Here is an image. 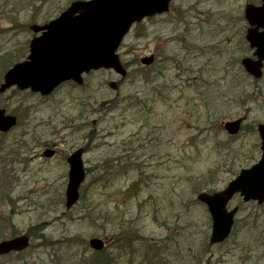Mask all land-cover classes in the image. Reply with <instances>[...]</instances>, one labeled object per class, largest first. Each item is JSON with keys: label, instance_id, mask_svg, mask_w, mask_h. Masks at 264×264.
<instances>
[{"label": "rangeland", "instance_id": "rangeland-1", "mask_svg": "<svg viewBox=\"0 0 264 264\" xmlns=\"http://www.w3.org/2000/svg\"><path fill=\"white\" fill-rule=\"evenodd\" d=\"M73 1L37 0L23 6L25 1L0 0V56L25 51L33 38V15L43 23L46 15L61 14ZM249 1L259 2L175 0L168 14L144 21L146 36H141L142 26L133 27L119 53L129 64L138 62L131 64L132 76L117 90L109 82L121 76L104 69L86 75L84 85L62 84L47 97L30 90L0 94V107L17 112L22 122L5 136L0 134V151L14 144L21 152L17 158L0 154V239L32 225L39 232L45 223L47 236L56 240L54 246H45L32 236V248L22 255L0 256V263H51L53 253L67 248L59 245L69 237L76 238L74 252H90L89 239L96 235L116 248L115 240L122 235L161 244L169 235L180 234L185 252L192 244L197 256L203 253L212 222L197 195L222 189L261 157L256 127L264 122V76L249 78L236 65L244 48L252 55L243 43V12ZM152 52L157 63L145 81L137 74L146 69L139 59ZM198 89L219 97L210 112ZM137 94L144 97L143 108L125 112L127 101ZM240 117H245L247 131L231 140L219 123ZM81 146L90 170L83 188L86 200L66 210L67 157ZM48 147L57 154L45 157L42 152ZM117 157L123 162L115 161ZM106 161L110 169L119 167L124 173L111 182L101 180L104 171L99 170ZM139 179L140 185L133 186ZM203 180L211 184L195 192L194 186ZM98 203L114 213L97 227L83 209ZM236 204L241 210L233 235L205 252L203 264H264V204L244 202L239 195L230 207ZM134 245L143 251L141 241ZM170 245L178 246L174 239Z\"/></svg>", "mask_w": 264, "mask_h": 264}, {"label": "water", "instance_id": "water-1", "mask_svg": "<svg viewBox=\"0 0 264 264\" xmlns=\"http://www.w3.org/2000/svg\"><path fill=\"white\" fill-rule=\"evenodd\" d=\"M172 0H75L64 12L54 20L43 25L34 23L31 27L36 33L31 43L30 54L26 60L17 62L4 75L0 91L17 84L20 89L31 87L43 95L52 93L59 84L74 80L82 84L83 73L100 68H114L122 75L127 70L117 53L123 38L131 26L140 22L145 16L168 11ZM247 19L251 27L248 29V40L251 47H256L257 60L244 58L243 64L256 77L262 75L264 61V0L262 5L248 4ZM260 28L262 30L260 31ZM154 55L145 56L142 61L152 64ZM111 86L117 88L116 82ZM17 116L7 114L0 109V130L5 132L16 126ZM241 120L226 123L232 134L240 129ZM262 137L263 158L251 168H245L231 181L223 191L213 194L202 192L199 200L208 205L212 215V236L210 243L224 241L234 225V217L238 207L232 210L227 205L234 194L240 192L246 201L264 202V123L259 126ZM45 154L53 156L54 149H47ZM84 148L75 150L68 157L70 164L69 181L66 189V207L71 208L80 198V188L86 178L83 161ZM30 244L26 234L10 239L0 240V254L11 250L21 251ZM90 244L96 250L105 247L101 237H94Z\"/></svg>", "mask_w": 264, "mask_h": 264}, {"label": "trees", "instance_id": "trees-1", "mask_svg": "<svg viewBox=\"0 0 264 264\" xmlns=\"http://www.w3.org/2000/svg\"><path fill=\"white\" fill-rule=\"evenodd\" d=\"M22 1V0H21ZM20 1V2H21ZM25 4V3H24ZM45 19H48L46 17ZM34 20H36L34 18ZM23 56V53H15V52H7L6 54L2 55L0 57V76L3 75L5 71L8 70L10 66L13 65L14 62L21 60V57ZM206 93V92H204ZM205 99L213 103L215 100L214 95L210 94L209 92L205 94ZM134 99H140V97H135ZM138 101H134L130 104L132 106H137ZM10 147V148H9ZM8 150L14 154L18 155L20 152L18 151V148L13 147L12 145L9 146ZM7 148L1 149L0 154L2 157H5L8 155ZM120 163L123 162L121 157H117ZM113 164V163H112ZM123 166V165H121ZM111 167H108L107 161L103 164V166L100 168L99 171L103 172L101 175V180H106L107 182H111L115 177L121 175L124 173L121 168L115 167L110 169ZM140 169V168H139ZM89 170V169H88ZM90 171V170H89ZM126 171V170H125ZM143 176V173L140 174V177ZM111 177V178H110ZM143 183L148 182L146 180H141ZM208 180H203L198 185L194 186L195 192L201 191L205 186L210 185L211 183L207 182ZM140 179L137 180L136 183L133 184V186H139L140 185ZM82 203L86 200V194L85 190L82 194ZM88 207H84L83 212L85 214V218L89 220L93 225L95 226H102L106 223L107 220L112 217L113 211L106 206L103 207L102 205L95 204V206H90L89 210ZM13 214L9 217V223H12ZM125 220V219H124ZM101 221V222H100ZM100 223V224H99ZM45 223H42L41 226L38 227L39 232L35 230L36 225H32L29 230L33 233V236L39 237L42 240V245L45 246H54V242L56 240H51L45 232L44 229ZM104 227V226H103ZM98 228L97 230H99ZM106 230V227L104 228ZM1 230V226H0ZM103 232V231H102ZM173 237V238H172ZM182 235H169L166 237L165 241H162L163 243L157 244L149 241L148 239H144L146 241H143L141 236H136L134 234H129L127 236H121L116 239V243H118V246L109 247L108 250L103 251H90V252H80L79 251H73L74 244L76 242V238L69 237L65 238L63 242L60 243L59 246L67 248L65 250H59V252L55 253L53 256L52 262L50 264H202L204 259V254L208 250L211 249L210 244H208V236L205 238L204 242V251L198 252L201 255H196V250H194V247H192V244L188 246V251L185 252L184 247H182V244L180 243ZM174 239L177 241L178 246L175 248L174 245H170V240ZM185 239V238H184ZM123 240V243H121ZM138 241H141L142 246L144 247L143 251H139L134 247L135 243ZM182 242V240H181ZM184 242V241H183ZM58 246V247H59ZM118 253V254H115ZM181 253L187 257H184L181 255ZM184 258V259H183ZM47 264V263H45Z\"/></svg>", "mask_w": 264, "mask_h": 264}]
</instances>
